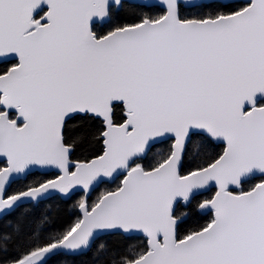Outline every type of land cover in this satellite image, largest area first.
I'll return each instance as SVG.
<instances>
[{
    "label": "snow or ice",
    "instance_id": "obj_1",
    "mask_svg": "<svg viewBox=\"0 0 264 264\" xmlns=\"http://www.w3.org/2000/svg\"><path fill=\"white\" fill-rule=\"evenodd\" d=\"M264 0H0V264H264Z\"/></svg>",
    "mask_w": 264,
    "mask_h": 264
},
{
    "label": "water",
    "instance_id": "obj_2",
    "mask_svg": "<svg viewBox=\"0 0 264 264\" xmlns=\"http://www.w3.org/2000/svg\"><path fill=\"white\" fill-rule=\"evenodd\" d=\"M261 100H264V95L257 96V102L259 103Z\"/></svg>",
    "mask_w": 264,
    "mask_h": 264
},
{
    "label": "flooded vegetation",
    "instance_id": "obj_3",
    "mask_svg": "<svg viewBox=\"0 0 264 264\" xmlns=\"http://www.w3.org/2000/svg\"><path fill=\"white\" fill-rule=\"evenodd\" d=\"M262 102H264V100L263 101H260L259 103H262Z\"/></svg>",
    "mask_w": 264,
    "mask_h": 264
},
{
    "label": "trees",
    "instance_id": "obj_4",
    "mask_svg": "<svg viewBox=\"0 0 264 264\" xmlns=\"http://www.w3.org/2000/svg\"><path fill=\"white\" fill-rule=\"evenodd\" d=\"M262 103H264V102H262Z\"/></svg>",
    "mask_w": 264,
    "mask_h": 264
}]
</instances>
